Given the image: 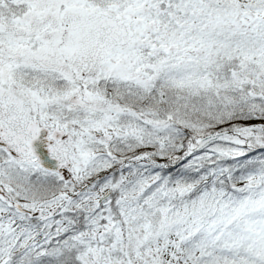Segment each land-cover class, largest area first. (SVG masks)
Returning <instances> with one entry per match:
<instances>
[{
  "label": "snow or ice",
  "instance_id": "snow-or-ice-1",
  "mask_svg": "<svg viewBox=\"0 0 264 264\" xmlns=\"http://www.w3.org/2000/svg\"><path fill=\"white\" fill-rule=\"evenodd\" d=\"M0 264H264V0H0Z\"/></svg>",
  "mask_w": 264,
  "mask_h": 264
}]
</instances>
